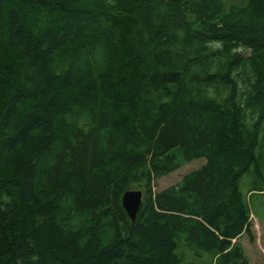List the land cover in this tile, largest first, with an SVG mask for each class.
Returning a JSON list of instances; mask_svg holds the SVG:
<instances>
[{
    "label": "trees",
    "instance_id": "trees-1",
    "mask_svg": "<svg viewBox=\"0 0 264 264\" xmlns=\"http://www.w3.org/2000/svg\"><path fill=\"white\" fill-rule=\"evenodd\" d=\"M247 172L264 0H0V264H250Z\"/></svg>",
    "mask_w": 264,
    "mask_h": 264
},
{
    "label": "rangeland",
    "instance_id": "rangeland-1",
    "mask_svg": "<svg viewBox=\"0 0 264 264\" xmlns=\"http://www.w3.org/2000/svg\"><path fill=\"white\" fill-rule=\"evenodd\" d=\"M204 162L205 160L203 158L193 160L181 167L178 171L160 178L155 189L159 190L176 183L183 175L199 168ZM252 179V174L247 172L240 181V186L251 207L252 228L255 234V241L251 242L247 234H244L239 240L245 248L250 264H264V193L248 194L253 181Z\"/></svg>",
    "mask_w": 264,
    "mask_h": 264
},
{
    "label": "water",
    "instance_id": "water-1",
    "mask_svg": "<svg viewBox=\"0 0 264 264\" xmlns=\"http://www.w3.org/2000/svg\"><path fill=\"white\" fill-rule=\"evenodd\" d=\"M142 198L143 191L141 189L127 190L122 197L123 207L132 220H135V217L141 207Z\"/></svg>",
    "mask_w": 264,
    "mask_h": 264
}]
</instances>
